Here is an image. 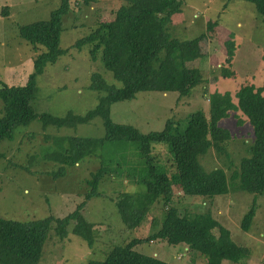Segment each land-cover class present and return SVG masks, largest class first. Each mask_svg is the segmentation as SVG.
Segmentation results:
<instances>
[{
    "label": "rangeland",
    "instance_id": "374dc122",
    "mask_svg": "<svg viewBox=\"0 0 264 264\" xmlns=\"http://www.w3.org/2000/svg\"><path fill=\"white\" fill-rule=\"evenodd\" d=\"M123 0H97L92 6L75 9L63 18L59 45L66 52L54 63L47 64L37 77V93L33 99L36 117L16 127L11 140L0 143V217L28 222L47 216L61 217L75 210L85 200L90 189L88 180L92 171L108 163L111 171L99 185L101 196L92 198L83 209L91 223L99 226L98 238L93 247L82 238L69 234L57 238L49 232L38 264H88L91 258L102 259L115 244L134 237H145L159 229L165 206L154 202L141 225L132 232L124 231L115 199L121 193L139 196L145 187L136 182L141 158L135 142L106 143L103 151L87 156L77 163L66 160L54 138L68 135L102 137L104 124L100 117L76 126L57 127L44 123L39 114L54 115L84 113L92 108L102 94L89 88L90 73L98 72L108 84L121 86L99 60H92L89 47L80 50L71 45L86 34L92 26L113 16ZM183 7L173 16L172 31L181 38L195 37L203 31L201 48L203 58L190 63L203 72L204 82L195 87L190 96L179 97L177 92L141 91L132 100L116 101L111 115L119 122L131 123L140 132L157 131L168 118H186L198 109L207 110L208 93L234 90L243 83L260 87L264 82V16L248 0H182ZM60 0H0V79L8 84H20L23 76L32 69L33 58L44 50L33 48L18 35V26L36 20L48 19ZM9 14L4 15V7ZM217 20L210 34L208 20ZM170 24V25H171ZM234 43L233 56L227 61V42ZM19 68L14 72L9 69ZM9 72V73H8ZM11 78L5 79L6 75ZM206 87L204 92L203 87ZM3 102L0 98V112ZM240 112L231 111L220 122L230 131L225 144L227 156L210 149L200 157L205 170L222 168L229 175L247 155L252 139L251 127L246 120L239 123ZM66 146V141L64 142ZM162 162L159 172L172 170V155L166 146L156 145ZM237 165V166H238ZM63 167V173L54 175ZM256 212L247 231L241 228V218L252 201ZM173 205L179 208L209 210L230 231L231 238L249 250L245 262L223 260L221 264H264V192L236 190L214 197L175 194ZM136 251L154 255L173 264H204L205 258L184 245H169L165 241L139 244Z\"/></svg>",
    "mask_w": 264,
    "mask_h": 264
},
{
    "label": "trees",
    "instance_id": "16d2710c",
    "mask_svg": "<svg viewBox=\"0 0 264 264\" xmlns=\"http://www.w3.org/2000/svg\"><path fill=\"white\" fill-rule=\"evenodd\" d=\"M97 0H60L48 19L36 20L18 26V35L33 48L43 51L33 58L31 71L20 84H8L0 79V143L11 140L17 126L26 124L38 113L32 104L37 93V77L47 64L54 63L66 52L59 45L63 18L75 9L92 6ZM264 16V0H248ZM183 7L182 0H123L109 19L98 21L79 37L72 48L89 47L92 60L102 62L121 86L108 84L98 72L90 73L89 88L102 93L97 103L84 113L68 111L64 115L49 112L39 114L43 122L57 127L76 126L100 117L105 134L102 137L68 135L54 138L60 152L71 163L103 151L106 143L114 141L135 142L141 158V168L136 182L144 185L139 196L129 193L117 195L115 203L124 231L136 230L154 202L165 206L158 230L145 237H134L115 244L102 259L91 258L88 264H173L154 255H146L135 246L153 241L169 245H184L204 256V264H221L223 260L245 262L249 250L231 238L230 231L209 211H195L176 207L173 200L177 192L191 196L214 197L236 190L253 193L264 192V82L260 87L243 83L234 90L208 93L207 110L198 109L186 118L167 119L157 131L140 132L131 123L119 122L111 115L116 101L132 100L141 91L162 93L177 92L179 97L190 96L195 87L204 82L203 72L190 63L203 58L201 42L207 34L181 38L172 31L173 16ZM3 14H9L4 7ZM171 24V25H170ZM217 24L208 20L207 30ZM227 42V61L233 56L234 43ZM207 93L206 87H203ZM231 111L240 112L239 123L246 120L251 127L252 139L247 145V155L228 175L222 168L205 170L200 157L210 149L227 156L225 144L231 133L220 122ZM66 141V146L64 142ZM156 145L168 148L172 155V170L159 172L162 162ZM2 153L0 152V158ZM103 163L92 171L88 180L89 191L77 208L61 217L47 216L19 222L0 217V264H38L50 230L60 240L69 234L82 238L93 247L101 228L87 219L83 212L87 202L101 196L99 185L104 175L111 171ZM63 167L54 175L62 174ZM256 212L252 201L241 218V228L247 231Z\"/></svg>",
    "mask_w": 264,
    "mask_h": 264
},
{
    "label": "crops",
    "instance_id": "0c3cea01",
    "mask_svg": "<svg viewBox=\"0 0 264 264\" xmlns=\"http://www.w3.org/2000/svg\"><path fill=\"white\" fill-rule=\"evenodd\" d=\"M16 70H19V68H12V69H9L10 72H11V71L14 72V71H16ZM8 73H9V72H8ZM26 75H27V74H25V75L23 76V80H22V81L25 80ZM8 78H9V79L11 78V73H10V75H6V78H5V79L8 80ZM14 84H16V83H14Z\"/></svg>",
    "mask_w": 264,
    "mask_h": 264
}]
</instances>
